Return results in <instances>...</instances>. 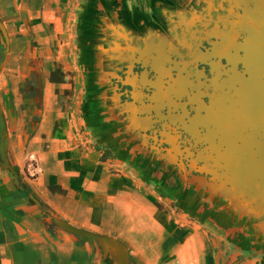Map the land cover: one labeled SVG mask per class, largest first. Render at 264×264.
I'll list each match as a JSON object with an SVG mask.
<instances>
[{
	"label": "crops",
	"instance_id": "obj_1",
	"mask_svg": "<svg viewBox=\"0 0 264 264\" xmlns=\"http://www.w3.org/2000/svg\"><path fill=\"white\" fill-rule=\"evenodd\" d=\"M159 3L174 0H0V264H110L55 219L123 242L131 264H222L207 234L178 233L126 170L101 161L67 107L93 15L153 26Z\"/></svg>",
	"mask_w": 264,
	"mask_h": 264
},
{
	"label": "water",
	"instance_id": "obj_2",
	"mask_svg": "<svg viewBox=\"0 0 264 264\" xmlns=\"http://www.w3.org/2000/svg\"><path fill=\"white\" fill-rule=\"evenodd\" d=\"M218 3L254 4L257 12L246 11L247 25L241 29L246 44L241 48L246 53L245 74L253 79L251 91H264L259 86L264 78V0L159 3L153 26L128 24L113 9L104 19L95 13L82 35L76 65L83 74L84 98L78 121L101 161L132 173L137 184L198 220L222 249V264H264V126H217L218 114L210 117V126H197L199 120L191 126H144L143 120L117 114L121 101L112 79L135 63L154 74L155 81L146 86L152 88L149 99L156 109L186 96L192 87L189 77L180 71L177 78L167 80V72L172 65L186 69L201 60L204 18L217 12ZM253 27L261 34L255 43ZM0 31L6 36L1 23ZM226 36L231 40L232 35ZM37 83L42 91L40 77ZM55 222L80 240L95 242L108 263L131 264L129 250L119 240Z\"/></svg>",
	"mask_w": 264,
	"mask_h": 264
},
{
	"label": "flooded vegetation",
	"instance_id": "obj_3",
	"mask_svg": "<svg viewBox=\"0 0 264 264\" xmlns=\"http://www.w3.org/2000/svg\"><path fill=\"white\" fill-rule=\"evenodd\" d=\"M221 5L218 3L212 17L206 13L204 18L205 36L199 46L201 60L186 69L172 65L167 72L170 77L167 80L177 78L180 71L183 77H189L192 87L185 92L186 96L174 98L169 107L156 109V103L149 99L152 88L146 86L155 81L154 74L141 63H135L112 79L121 101V111H117L121 119L132 116L143 120L144 126H191L196 120L201 122L197 126H210V117L218 114L217 126H264V91H251L253 79L245 74L246 53L241 48L246 44L241 35V29L247 25L246 11L257 10L254 4ZM228 34L232 35L231 40H227ZM260 82L264 84V78ZM229 119L233 123L227 122Z\"/></svg>",
	"mask_w": 264,
	"mask_h": 264
},
{
	"label": "rangeland",
	"instance_id": "obj_4",
	"mask_svg": "<svg viewBox=\"0 0 264 264\" xmlns=\"http://www.w3.org/2000/svg\"><path fill=\"white\" fill-rule=\"evenodd\" d=\"M70 75L73 76V75H75V73L73 74L70 72ZM77 76L80 77V81L82 82L83 74L80 72L79 68H76V77ZM81 82H76V90H75L74 94H73V92H71V94H73L74 96L71 99V102L69 101V104L67 106L68 109L71 110V112L73 114H74V112H76V113L78 112V109H79L78 107H80L81 102L83 101V98H84V89L82 87ZM27 89H29V87H27ZM77 121H78V119H77ZM78 123H79V121H78ZM78 123H76L77 126H78ZM114 173H116V171H114ZM127 174H128V177L132 180V182L135 183L136 180L132 176L133 174L132 173L131 174L127 173ZM141 188L143 189V192L146 193V195H149V194L151 195V198L153 200V204L155 206H157V208L161 211V213L163 214L162 217L168 216L172 219L171 223L175 226L178 233H180V231L181 232L184 231V235H186L188 233H194L196 231H200L203 234H206L205 230H203V228L201 227L198 220L192 218L191 215L186 214L181 209L174 210L175 207L173 208V206L169 205V202H170L169 200L159 199L158 196H155L153 193H151L152 191L150 189L143 187V186H141ZM93 243H95V242H93ZM124 245L126 246V244H124ZM231 264H237V261H233Z\"/></svg>",
	"mask_w": 264,
	"mask_h": 264
},
{
	"label": "bare ground",
	"instance_id": "obj_5",
	"mask_svg": "<svg viewBox=\"0 0 264 264\" xmlns=\"http://www.w3.org/2000/svg\"><path fill=\"white\" fill-rule=\"evenodd\" d=\"M252 29H253V30H252L251 33H250V34H251V39H252V42L255 43L256 38H257V37H261V34H257V31H256L257 29H256V27H253ZM252 47H253V46H252ZM259 84H260V85H259L260 88H261V89H264V84H263V83H260V82H259ZM242 92H243V91H242ZM243 97H244V96H243ZM245 98H246V97H245ZM241 116H242V115H241ZM242 118H243V117H242ZM186 214H187V213H186Z\"/></svg>",
	"mask_w": 264,
	"mask_h": 264
},
{
	"label": "trees",
	"instance_id": "obj_6",
	"mask_svg": "<svg viewBox=\"0 0 264 264\" xmlns=\"http://www.w3.org/2000/svg\"><path fill=\"white\" fill-rule=\"evenodd\" d=\"M32 88L35 89V91H37V85H36L35 83L33 84ZM24 187H25V186H24ZM25 191H26L27 193H30V191L27 190L26 188H25Z\"/></svg>",
	"mask_w": 264,
	"mask_h": 264
}]
</instances>
